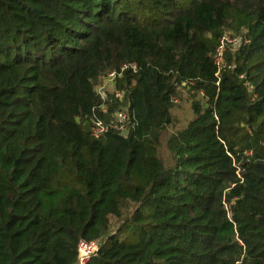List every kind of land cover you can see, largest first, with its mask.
Returning a JSON list of instances; mask_svg holds the SVG:
<instances>
[{
  "label": "trees",
  "instance_id": "1",
  "mask_svg": "<svg viewBox=\"0 0 264 264\" xmlns=\"http://www.w3.org/2000/svg\"><path fill=\"white\" fill-rule=\"evenodd\" d=\"M81 240L86 264H264V0H0V264Z\"/></svg>",
  "mask_w": 264,
  "mask_h": 264
},
{
  "label": "built area",
  "instance_id": "2",
  "mask_svg": "<svg viewBox=\"0 0 264 264\" xmlns=\"http://www.w3.org/2000/svg\"><path fill=\"white\" fill-rule=\"evenodd\" d=\"M219 56H221V53H219ZM116 72H111L107 77L104 79V83L101 86V89L105 87L112 86L113 81L116 77ZM118 119L119 122H121V128H124V124L126 125V121L128 119V114L125 111H121L118 113ZM106 126L104 125L103 122L98 121L97 126L95 127L94 134L96 136H99L104 130H106ZM100 246V241L99 240H93V241H88V240H81L78 245V252H79V260L78 264H86L91 256L98 250Z\"/></svg>",
  "mask_w": 264,
  "mask_h": 264
},
{
  "label": "rangeland",
  "instance_id": "3",
  "mask_svg": "<svg viewBox=\"0 0 264 264\" xmlns=\"http://www.w3.org/2000/svg\"><path fill=\"white\" fill-rule=\"evenodd\" d=\"M108 88H112L108 87ZM174 115L176 117L175 126L180 127L185 125L189 119L192 117V109L190 102L185 98V95L182 100H179L174 108ZM174 126L170 127V130L173 131Z\"/></svg>",
  "mask_w": 264,
  "mask_h": 264
}]
</instances>
